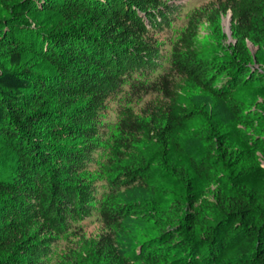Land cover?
<instances>
[{"label":"trees","instance_id":"1","mask_svg":"<svg viewBox=\"0 0 264 264\" xmlns=\"http://www.w3.org/2000/svg\"><path fill=\"white\" fill-rule=\"evenodd\" d=\"M170 3L0 0L9 15L0 25V142L14 158L9 177L0 178V264H59L56 257L73 264L67 254L87 243L106 264H126L116 244L131 217L154 234L132 260L264 264V195L250 186L262 170L245 165L247 139L241 149L228 147L211 125L202 136L207 155L192 160V171L162 166L164 153L182 152L175 133L194 117L184 106L185 84L227 98L263 79L248 65L246 41L258 45L264 34V0H205L186 16ZM44 11L58 22L29 30L24 15ZM226 13L231 53L225 62L203 59L199 29ZM171 30L173 41L161 39ZM28 53L49 66V76L28 66ZM224 74L226 84L215 87ZM146 142L158 152L143 151ZM154 172L168 207L147 212L120 200L134 188L154 191ZM203 175L214 185L210 196L198 191ZM86 221L98 225L95 234Z\"/></svg>","mask_w":264,"mask_h":264},{"label":"rangeland","instance_id":"2","mask_svg":"<svg viewBox=\"0 0 264 264\" xmlns=\"http://www.w3.org/2000/svg\"><path fill=\"white\" fill-rule=\"evenodd\" d=\"M171 5L175 7L184 6L181 15L186 16L191 9L202 5L205 0H170ZM25 21L30 23V29L33 32L38 31L42 33L43 28L47 29L53 23H57V18H53L45 11L40 14L27 12ZM9 15L5 11L4 6L0 4V25L7 21ZM177 26L184 22L177 18ZM179 27V26H178ZM38 28L42 29L39 30ZM176 31L171 30L166 35L160 36L161 39H171L173 41L176 37ZM199 36L196 39L197 49L201 52V57L206 60H218L225 62L231 53L230 47L235 44V39L231 32V16L226 13L221 17L217 25L211 23H204L199 29ZM28 38V37H27ZM30 39V38H29ZM34 38L32 39V41ZM246 48L252 58L248 63L250 68L256 73H262V80L260 82H249L243 86L229 89L232 90L227 98L214 97L211 94L203 92L201 89L193 87L191 84H185L183 90L184 106L193 112V119L178 129L175 133L174 141L180 146L182 152L176 150L169 155L163 157V164L165 168L173 165H184L187 169L191 168L192 160L203 158L207 155V148L203 140V130L208 126H214L219 129L223 137L227 141V145L234 146L241 149V141L248 140L250 149L244 151V162L249 167H259L262 170V175L250 182V186L260 194L264 195V146L258 144L261 137L264 138V34L260 38L258 45L246 41ZM29 64L28 66L38 73H43L45 76L50 75L49 66L40 58L31 54H27ZM227 76L224 74L219 77L215 87H221L226 84ZM79 100L77 103H80ZM51 104V103H50ZM46 103V107L52 108ZM55 109L58 107L55 106ZM249 109V110H248ZM251 116H249V115ZM217 140V139H216ZM218 141V140H217ZM216 141V142H217ZM141 149L147 151L150 155L156 154L158 151L153 143L141 144ZM0 155L5 159L1 165L0 178L9 177L8 166L13 165L12 156L9 155L5 146L0 142ZM214 155L218 158L219 152ZM170 159V160H169ZM14 160V158H13ZM169 160V161H167ZM166 170V169H165ZM194 178V177H193ZM196 181V180H195ZM161 176L155 172L150 178V184L154 187V191L145 190L142 188H134L125 192L120 196V200L127 205H135L144 208L147 212H157L158 209L164 210L170 204V198L166 192V188L161 184ZM198 191L205 196L213 191L214 185L209 184L210 181L205 177H197ZM202 199V198H201ZM187 207V200H185ZM88 225L85 229L87 234H95L98 225L92 221H86L84 225ZM125 231L119 233V238L116 244V250L119 251L126 264H146L142 260L130 259V253L137 252L139 244L145 242L149 235H154L151 232L149 224L142 222L140 219L132 218L125 221ZM82 245V243H79ZM60 247V246H59ZM60 253V252H59ZM68 258L73 259V264H106L105 261L96 256V252L92 243H87L82 251L78 253H68ZM56 257L52 260L61 263V259ZM60 259V260H59ZM70 264L71 260H66Z\"/></svg>","mask_w":264,"mask_h":264}]
</instances>
